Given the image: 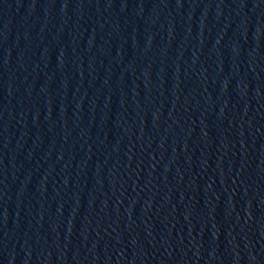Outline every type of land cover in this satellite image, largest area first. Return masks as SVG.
<instances>
[{
	"label": "water",
	"instance_id": "95a60500",
	"mask_svg": "<svg viewBox=\"0 0 264 264\" xmlns=\"http://www.w3.org/2000/svg\"><path fill=\"white\" fill-rule=\"evenodd\" d=\"M0 264H264V0H0Z\"/></svg>",
	"mask_w": 264,
	"mask_h": 264
}]
</instances>
